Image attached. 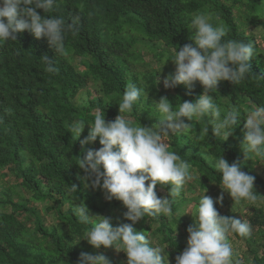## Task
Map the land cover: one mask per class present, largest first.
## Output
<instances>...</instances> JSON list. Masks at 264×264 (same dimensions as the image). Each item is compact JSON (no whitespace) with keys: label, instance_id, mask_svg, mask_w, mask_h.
<instances>
[{"label":"trees","instance_id":"trees-1","mask_svg":"<svg viewBox=\"0 0 264 264\" xmlns=\"http://www.w3.org/2000/svg\"><path fill=\"white\" fill-rule=\"evenodd\" d=\"M195 12L218 15L231 29L227 38L252 41L256 49L249 61L252 72L246 79L236 85L227 81L218 84L217 102L222 110L264 104V50L248 33L249 27L264 32V0H59L58 8L50 15L63 16L66 22L80 17L79 31L68 34L63 53L56 54L46 38L36 39L27 31L0 46V181L8 175L17 180L10 188L0 184L5 197L4 201L0 199V264H77L81 252L96 255L97 250H115L95 249L82 240L89 226L79 223L74 214L81 205L85 204L94 216L112 215L114 227L131 222L124 219L127 209L122 202L109 201L102 190L85 187L80 179L85 175L79 168L80 156L101 145L97 139L95 144L82 147L80 140L87 136L88 127L78 140L69 133L67 124L89 123L97 110L105 113L106 120H114L120 114L118 102L129 82L145 90L130 114L133 125H159L160 114L154 103L161 96L173 104L179 100L195 102L204 93L199 83L191 94L184 85L165 89L161 82L158 85L157 72L134 68L143 60L142 53L136 51L138 47L162 62L171 61L177 46L192 43L189 14ZM38 13L42 18L46 15L43 10ZM45 56L55 60L56 74L45 71L40 61ZM75 59L84 71L76 69ZM89 81L98 83V95L84 106L76 104ZM209 95L217 98L215 93ZM245 119L242 108L235 133L227 141L211 135L212 117L205 116L195 122L192 131L168 136L166 142L170 151L191 164V180L202 190L220 187L221 174L209 158L224 155L230 164L239 160L243 170L256 178L257 200L246 203L249 205L259 203L264 196V178L253 169L255 162L264 160L244 158L240 144ZM204 129L208 132L201 135ZM71 184L78 189L72 191ZM17 188L44 205L45 214L53 217L51 226H46L37 209L15 193ZM156 191L158 196L168 195L172 215L145 216L134 228L150 234L156 241L154 246H164L170 264H175V257L188 246L187 229L194 226V217L184 213V206L192 203V210L196 209L200 195L185 196L183 186L173 193L170 184L158 185ZM226 204L215 207L222 216H237L232 211L222 212ZM255 204L249 207L253 234L232 235L247 246L250 264H264V208ZM120 253L127 260L126 254Z\"/></svg>","mask_w":264,"mask_h":264},{"label":"clouds","instance_id":"clouds-1","mask_svg":"<svg viewBox=\"0 0 264 264\" xmlns=\"http://www.w3.org/2000/svg\"><path fill=\"white\" fill-rule=\"evenodd\" d=\"M58 6L59 0H0V46L17 40V34L27 31L36 39L46 38L56 54L63 53L68 34L79 31L80 17L66 22L63 16L50 15ZM38 10L46 15L42 18ZM189 16L192 43L172 50L175 73L163 80V87L174 89L184 85L191 94L199 83L204 93L195 102L179 100L173 104L161 96L154 103L160 114L159 125H133L130 114L145 90L129 82L118 102L120 114L114 120H106L105 113L97 110L89 123L67 124L69 133L78 140L88 127L87 136L80 140L82 147L95 144L97 139L101 145L98 150L89 148L80 156L79 168L85 174L80 179L85 187L102 190L109 201L122 202L127 209L124 219L131 222L114 227L110 217L94 216L85 204L81 205L74 214L79 223L89 226L82 240L95 249L103 247L125 253L127 264H170L165 247L154 246L145 231L134 228L145 216L172 215L171 201L168 195L158 196V185L170 184L175 193L192 179L191 164L169 150L168 136L187 134L195 122L211 116V135L227 141L235 133L243 108L245 132L240 145H243L244 158L264 160V104H253L250 109L237 105L224 112L217 102L220 82L236 85L252 72L249 61L255 55L254 43L227 38L231 29L218 15L195 12ZM40 61L47 73L58 72L55 60L45 56ZM209 93H215L217 98ZM207 132L204 129L201 135ZM209 163L221 174V195L215 200L206 192L200 196L195 213H190L194 226L187 229L188 246L175 257V264H242L229 237L232 234L249 237L253 232L247 219L240 215L222 216L215 205H223L224 193L235 204L255 202L256 178L243 170L244 164L239 160L230 164L224 155L209 158ZM77 189L76 184H71L72 191ZM77 264H111V261L103 253L81 252Z\"/></svg>","mask_w":264,"mask_h":264},{"label":"rangeland","instance_id":"rangeland-1","mask_svg":"<svg viewBox=\"0 0 264 264\" xmlns=\"http://www.w3.org/2000/svg\"><path fill=\"white\" fill-rule=\"evenodd\" d=\"M248 33H252L258 40V42L261 44L263 50H264V32L259 29V28H253V27H249L248 28ZM139 48L136 50L139 53H142L143 55V60L141 62H138L137 64H135L134 68L136 69V71H145V72H160L159 74V80L161 82V84L163 85V80L169 75V74H174L175 73V66L174 64L170 61V60H163L162 62H158L157 59L154 57L153 54L149 53L148 51L142 49L143 51H139ZM79 60L75 59L74 60V64L76 69L79 72H82L85 70V68L79 64ZM144 72V73H145ZM87 89H85L84 91L81 92V94L76 98L75 102L78 105L84 106L87 104V102L89 101V99L95 97L98 95V83L96 82H92L89 81L87 84ZM167 141V138H166ZM255 160V158H254ZM253 169L262 177L264 178V161L263 162H255ZM5 173L7 172V170L4 171ZM5 185L6 187H13V185H15L17 183V180L15 179V177L13 175H8V177H6L3 181H0ZM183 189L185 190V196L187 197H194V196H202L205 192L206 195L211 196L214 200L216 198H218L221 195L222 189L220 187H216V186H212L207 188L206 190H202L200 189V187L195 184L192 180L188 181L185 185H183ZM1 191V190H0ZM14 191V190H12ZM158 192L161 194L163 193V190L160 189L158 190ZM15 193H17L18 195H21L22 197L25 198V200H27L33 207H35L38 211V214L40 216H42V219L44 220L46 226H51L53 223L52 220V216L45 214L43 208L44 205L41 203H35L32 198L31 195L26 193L23 189L21 188H17V190H15ZM14 195V194H13ZM0 199H2L4 201L5 197L3 196V194L0 192ZM17 200V199H16ZM223 202H227L226 205L223 206L222 212H227V211H232L234 213H236V215L239 217L242 216V218L247 219L249 222V217H250V213H249V207L252 206L255 203H251V204H246L244 203L243 205L241 204H235V201H232V197L228 194V193H224V200ZM255 206H262L264 208V196L262 198V200L259 203H256ZM185 207V211L184 213H186L187 216L190 215V213H195L196 209L192 210L193 204H187L184 206ZM115 214H117L119 216V211L116 210L114 211ZM189 213V214H188ZM110 217H112V215H110ZM31 226V225H30ZM253 231H255V229H253ZM253 234V232H252ZM251 234V235H252ZM153 242L156 243V241L152 238V236L149 234L148 235ZM230 243L233 246V249L236 253V257L239 261L242 262V264H250L251 262V256L249 255V252L247 251V246L245 245L244 242L239 241L236 239V237H234L233 235H230L229 237ZM264 243V240L263 242ZM98 254L103 253L106 256L109 257L111 264H127V260H125L124 256H122V253L117 252L116 250H113L105 253L106 251H96Z\"/></svg>","mask_w":264,"mask_h":264}]
</instances>
